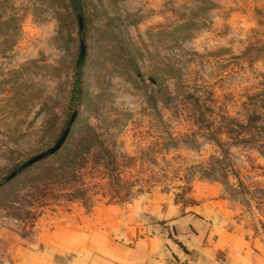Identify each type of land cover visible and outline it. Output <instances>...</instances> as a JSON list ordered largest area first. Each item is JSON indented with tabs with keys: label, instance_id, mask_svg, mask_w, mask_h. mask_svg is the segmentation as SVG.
I'll return each mask as SVG.
<instances>
[{
	"label": "rangeland",
	"instance_id": "obj_1",
	"mask_svg": "<svg viewBox=\"0 0 264 264\" xmlns=\"http://www.w3.org/2000/svg\"><path fill=\"white\" fill-rule=\"evenodd\" d=\"M78 102L0 184V264L169 204L264 251V0H0V182Z\"/></svg>",
	"mask_w": 264,
	"mask_h": 264
},
{
	"label": "crops",
	"instance_id": "obj_2",
	"mask_svg": "<svg viewBox=\"0 0 264 264\" xmlns=\"http://www.w3.org/2000/svg\"><path fill=\"white\" fill-rule=\"evenodd\" d=\"M176 210L170 204L143 206L129 210L126 223L113 215L102 221L83 216L78 223L44 233L40 245L26 251L24 264H264V251L253 248L234 230L205 219L212 226L203 229V218ZM145 214L157 220L175 217L171 218L178 229L174 235L189 250L165 237L158 227L152 230Z\"/></svg>",
	"mask_w": 264,
	"mask_h": 264
},
{
	"label": "water",
	"instance_id": "obj_3",
	"mask_svg": "<svg viewBox=\"0 0 264 264\" xmlns=\"http://www.w3.org/2000/svg\"><path fill=\"white\" fill-rule=\"evenodd\" d=\"M79 19H80V26H81V30H83L84 27V19H83V15L82 13L79 11ZM85 54H86V42L84 39H82V43H81V58H82V62L85 58ZM78 106H79V102L77 104V106L73 109V112L67 122V125L62 133V135L60 136V138L58 139V141L51 146L50 148L34 155L33 157H31L30 159H28L27 161H25L22 165H20L18 168H16L12 173H10L3 181L0 182V184L10 180L11 178H13L15 175H17L20 171H22L23 169H25L26 167H28L29 165L33 164L34 162L42 159L43 157H46L52 153H54L55 151H57L65 142L66 138L68 137V134L71 130L72 124L77 116L78 113Z\"/></svg>",
	"mask_w": 264,
	"mask_h": 264
},
{
	"label": "trees",
	"instance_id": "obj_4",
	"mask_svg": "<svg viewBox=\"0 0 264 264\" xmlns=\"http://www.w3.org/2000/svg\"><path fill=\"white\" fill-rule=\"evenodd\" d=\"M87 51V49H86ZM81 61H82V58H81V54L79 55V59H78V65H77V70H76V80H75V84H74V87L75 88H78V85L80 83V65H81ZM67 139V138H66ZM164 236L165 237H169L170 233L169 232H163ZM173 238V237H171ZM179 245L180 247H182L184 250L188 251L189 248L187 247V245L182 241V240H179V239H176V238H173ZM184 264V263H182Z\"/></svg>",
	"mask_w": 264,
	"mask_h": 264
}]
</instances>
